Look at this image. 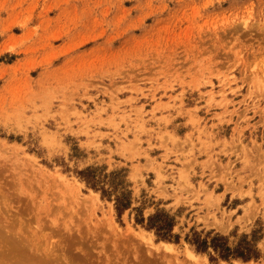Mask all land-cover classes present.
<instances>
[{
  "label": "rangeland",
  "instance_id": "1",
  "mask_svg": "<svg viewBox=\"0 0 264 264\" xmlns=\"http://www.w3.org/2000/svg\"><path fill=\"white\" fill-rule=\"evenodd\" d=\"M0 222L75 264H264V0H0Z\"/></svg>",
  "mask_w": 264,
  "mask_h": 264
},
{
  "label": "trees",
  "instance_id": "2",
  "mask_svg": "<svg viewBox=\"0 0 264 264\" xmlns=\"http://www.w3.org/2000/svg\"><path fill=\"white\" fill-rule=\"evenodd\" d=\"M92 169H87L82 174L83 179L86 181L88 186L91 188L98 187L99 182H103L95 177V175L91 171ZM98 190V189H97ZM103 192V188H100ZM130 206V201L128 197L126 198H118L116 199V209L120 212ZM138 221L142 222L143 219H139ZM173 218L165 213L158 212L154 215H151L147 223H145V227L147 229H151L155 231V234L158 239L171 241L172 239H177L178 236L172 234L173 226H174ZM188 242L195 247L197 252L209 253V249H211L219 258L221 259H229V258H239L244 261H248L251 259H256L258 257L257 249L250 243V241L243 239L242 243H240L236 248H231L226 238L220 236L219 234L212 235V232L202 237L201 234L197 232H192L190 239ZM215 257L211 256V260Z\"/></svg>",
  "mask_w": 264,
  "mask_h": 264
},
{
  "label": "bare ground",
  "instance_id": "3",
  "mask_svg": "<svg viewBox=\"0 0 264 264\" xmlns=\"http://www.w3.org/2000/svg\"><path fill=\"white\" fill-rule=\"evenodd\" d=\"M18 229L19 227L15 228L13 223L0 222V264H75L71 261L72 257L69 259L70 256L69 258L63 256L53 247L41 249L32 241L24 240ZM163 244L164 247L168 246L166 243Z\"/></svg>",
  "mask_w": 264,
  "mask_h": 264
}]
</instances>
